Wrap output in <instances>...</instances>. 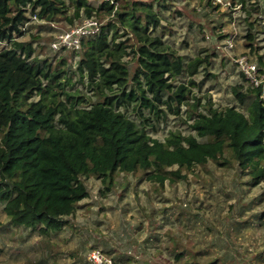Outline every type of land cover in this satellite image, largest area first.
<instances>
[{"label": "trees", "instance_id": "trees-1", "mask_svg": "<svg viewBox=\"0 0 264 264\" xmlns=\"http://www.w3.org/2000/svg\"><path fill=\"white\" fill-rule=\"evenodd\" d=\"M115 1L0 0V202L13 225L42 235L60 231L88 197L82 176L100 180L105 191L115 186L117 172L142 171L162 185L212 161L235 166L249 185L264 180L261 86L245 93L232 88L242 103L249 96L246 114L196 96L191 87L199 84L191 77L209 55L185 63L163 31L154 33L170 1L137 0L125 11ZM246 1L230 4L244 8ZM32 16L69 25L94 17L100 29L82 39L74 68L64 57L53 65L34 56L31 40H19ZM245 38L254 35L247 30ZM170 70L186 81L176 84ZM76 74L90 96L73 89ZM168 115H184L194 134L169 130L164 140L153 137ZM203 255L184 264L218 263Z\"/></svg>", "mask_w": 264, "mask_h": 264}, {"label": "rangeland", "instance_id": "rangeland-1", "mask_svg": "<svg viewBox=\"0 0 264 264\" xmlns=\"http://www.w3.org/2000/svg\"><path fill=\"white\" fill-rule=\"evenodd\" d=\"M101 1L89 0L95 6ZM133 1L137 0H117L114 7L130 10ZM169 1L154 33L163 31V40L185 63L209 55L208 63L199 65L191 77L199 84L191 87L193 94L210 98L219 109L234 106L246 114L249 96L242 103L232 88L245 93L255 86L242 76L235 61L240 56L255 61L257 79L264 78V0H247L244 8L232 7L231 0ZM83 19L69 25L32 16L19 40H31L35 57L53 65L64 57L74 68L78 51H55L50 44L59 32ZM247 30L254 35L251 41L245 38ZM228 38L231 47L226 45ZM169 73L176 84L187 79L175 76L173 70ZM77 79V74L72 77L73 89L90 96ZM182 116L168 115L152 136L164 140L169 130L194 134ZM185 173L184 179L159 185L146 180L142 171L117 172L115 186L108 191L100 180L82 176L88 197L78 202L67 225L48 235L10 223L0 202V264H91L86 256L93 248L119 264H184L200 252L205 258H217V264H264V218L260 217L264 180L249 185L246 174L235 166L222 168L212 161ZM175 251L182 252L179 259L174 258Z\"/></svg>", "mask_w": 264, "mask_h": 264}, {"label": "built area", "instance_id": "built-area-1", "mask_svg": "<svg viewBox=\"0 0 264 264\" xmlns=\"http://www.w3.org/2000/svg\"><path fill=\"white\" fill-rule=\"evenodd\" d=\"M219 2L220 0H215ZM35 19L36 17L33 16ZM26 25V24H25ZM25 25L23 29H25ZM100 29V22L94 17L84 18L80 23L68 27L59 32L51 42L50 47L53 50H72L77 51L81 47L82 39L95 35ZM2 45V42H0ZM228 47L232 46V39L226 40ZM240 72L245 79L251 82L255 87L264 86V78L259 79V69L255 61L248 60L245 56H240L236 61ZM264 100V92L261 94ZM87 261L91 264H115L112 257L99 248H93L87 253Z\"/></svg>", "mask_w": 264, "mask_h": 264}]
</instances>
